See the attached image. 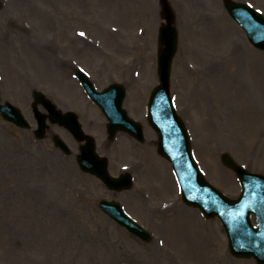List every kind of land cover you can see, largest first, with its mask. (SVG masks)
Wrapping results in <instances>:
<instances>
[{"label":"rangeland","instance_id":"rangeland-1","mask_svg":"<svg viewBox=\"0 0 264 264\" xmlns=\"http://www.w3.org/2000/svg\"><path fill=\"white\" fill-rule=\"evenodd\" d=\"M146 1L153 12L137 0H5L0 10L3 100L19 105L34 128L31 91L52 93L63 112L80 114L99 154L109 160L110 173L130 171L135 183L127 191H110L80 170V145L65 128L50 123L41 141L33 130L0 116V264H257L231 255L219 220L204 218L181 198L178 204L170 200L176 181L147 122V105L159 83L158 31L164 19L160 0ZM223 1L168 0L179 32L171 94L205 177L235 198L241 188L222 163L223 153L264 173V99L255 83L264 76V52L250 44ZM232 1L250 3L264 14V0ZM46 44L54 48L44 60L33 46ZM61 58L74 60L98 89L123 83L124 108L144 125L146 142L125 133L107 141L106 118L89 104L77 80L51 72L53 82L42 70L48 63L49 70L59 72L53 64ZM241 89L246 98L238 94ZM238 111L247 119L244 127L236 124L233 112ZM54 134L70 146L71 156L55 149ZM163 183L171 185L170 192ZM102 199L121 203L154 240L144 244L116 225L100 210ZM184 220L193 225L190 233L181 229Z\"/></svg>","mask_w":264,"mask_h":264},{"label":"water","instance_id":"water-1","mask_svg":"<svg viewBox=\"0 0 264 264\" xmlns=\"http://www.w3.org/2000/svg\"><path fill=\"white\" fill-rule=\"evenodd\" d=\"M161 1L164 4V17L166 19V23L162 25L159 33V77L161 84L154 91L149 106V121L160 137L159 150L176 167L184 188L183 193L186 201L200 207L209 217L219 215L223 219L230 237L231 252L238 257H256L259 264H264V177L243 172L228 155H224V162L235 169L242 180L244 187L242 197L238 201H230L204 181L191 154L188 132L177 115L170 98V74L178 46V32L174 25V11L169 7L166 0ZM227 6L231 15L245 28L254 45L264 49L263 17L245 5L228 1ZM84 82L90 95L108 116L111 122L109 129L112 135L118 129H126L140 139L143 137L141 126L129 119L127 113L122 110L124 97L122 88L115 89L117 86H114L99 94L95 92L87 79H84ZM36 100L45 103L39 95H36ZM0 112L7 120L20 126H28L20 111L10 104L6 106L0 104ZM35 112L41 126L38 135L43 137L48 116L42 115L38 109ZM49 117L52 122L59 121L66 125L81 140L87 139V144L82 150L84 156L79 158L83 167H87L88 171L97 174L111 189L123 190L130 187L131 178L129 176H124L118 180L108 175L105 160L102 159L98 167L97 160L99 158L94 153L93 141L82 134L75 116L70 113L61 116L55 111ZM68 120H71L72 124H69ZM56 142L64 150H67L61 140L57 139ZM101 207L132 233L142 239H149V235L122 212L119 204L104 201ZM251 212L256 213L259 219L258 230H255L249 222Z\"/></svg>","mask_w":264,"mask_h":264},{"label":"bare ground","instance_id":"bare-ground-1","mask_svg":"<svg viewBox=\"0 0 264 264\" xmlns=\"http://www.w3.org/2000/svg\"><path fill=\"white\" fill-rule=\"evenodd\" d=\"M136 3H138V5H141V4H143V5H145V6H147L146 8L148 9V10H151L152 12H153V8H151L152 6H151V4H149L148 3V1H146V0H137V2ZM0 46H1V44H0ZM79 50V49H78ZM29 54V53H28ZM50 68H49V64L47 63L46 64V66L42 69V70H48V72H50L49 74H48V78L49 79H51L53 82H54V80H55V78H54V75L53 74H55L57 77H61V75H60V73L58 72V71H54V70H49ZM53 74H52V73ZM59 73V74H58ZM263 73H264V70H263ZM255 83H256V86L258 85V87H257V89L259 90V92H260V94L262 95V98L264 99V76H262V77H260V78H258V79H256V81H255ZM218 87L220 88V89H223L222 87V85H221V82L219 83V85H218ZM246 87V86H245ZM64 89V87L63 86H61V89ZM242 89H243V86H242ZM241 89V91H239L238 92V94L239 95H241V96H243V98H246V95H247V93L244 91V90H242ZM246 89H247V87H246ZM64 91H65V89H64ZM64 93H66V92H64ZM251 113H253V112H251ZM250 113V114H251ZM233 115H234V117L237 119V123L236 124H240L239 122H241V123H243V127H244V125H245V121H247V119L245 118V117H243V112H233ZM251 116V115H250ZM244 119H245V121H244ZM48 130H49V128H48ZM48 130H47V132H48ZM237 130L239 131V134H240V128L237 126ZM231 143L232 144H235V142H233V137L231 138ZM221 173H222V171L221 170H219ZM226 178V177H225ZM162 185H165L164 183L162 184ZM166 186V185H165ZM164 187V186H163ZM171 188V185H168L167 184V186L166 187H164L163 188V190H166V192L165 193H168V192H170V189ZM193 227V225L192 224H190L189 222H187L186 220H184L183 221V223L181 224V229H182V231H185V232H189L190 233V230H191V228ZM175 237H177V238H179L180 237V234L178 233V231L176 232L175 231ZM174 237V238H175ZM126 264H131V261H130V263L128 262V263H126Z\"/></svg>","mask_w":264,"mask_h":264},{"label":"snow or ice","instance_id":"snow-or-ice-1","mask_svg":"<svg viewBox=\"0 0 264 264\" xmlns=\"http://www.w3.org/2000/svg\"><path fill=\"white\" fill-rule=\"evenodd\" d=\"M80 35H82V36H83V35H84V33H80Z\"/></svg>","mask_w":264,"mask_h":264},{"label":"flooded vegetation","instance_id":"flooded-vegetation-1","mask_svg":"<svg viewBox=\"0 0 264 264\" xmlns=\"http://www.w3.org/2000/svg\"><path fill=\"white\" fill-rule=\"evenodd\" d=\"M2 45V44H1ZM1 47V46H0Z\"/></svg>","mask_w":264,"mask_h":264}]
</instances>
